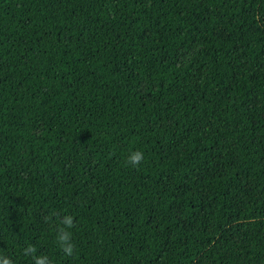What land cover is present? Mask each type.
Instances as JSON below:
<instances>
[{
	"label": "trees",
	"instance_id": "trees-1",
	"mask_svg": "<svg viewBox=\"0 0 264 264\" xmlns=\"http://www.w3.org/2000/svg\"><path fill=\"white\" fill-rule=\"evenodd\" d=\"M40 254L264 264V0H0V255Z\"/></svg>",
	"mask_w": 264,
	"mask_h": 264
},
{
	"label": "clouds",
	"instance_id": "clouds-1",
	"mask_svg": "<svg viewBox=\"0 0 264 264\" xmlns=\"http://www.w3.org/2000/svg\"><path fill=\"white\" fill-rule=\"evenodd\" d=\"M143 159L144 153L139 149L130 151L126 156V162L129 165H138ZM72 219V216L64 215L60 219L59 226L55 233V242L65 256H71L74 250V244L69 231L72 225ZM24 252H34L33 246L28 244L27 247L24 248ZM33 259L34 264H53V260L47 254L34 256ZM0 264H14V262L8 256L0 255Z\"/></svg>",
	"mask_w": 264,
	"mask_h": 264
}]
</instances>
